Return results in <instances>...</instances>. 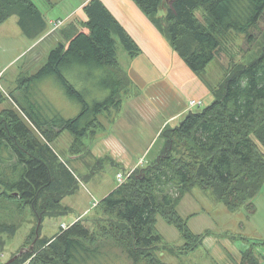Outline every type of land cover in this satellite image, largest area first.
Wrapping results in <instances>:
<instances>
[{
	"label": "trees",
	"instance_id": "16d2710c",
	"mask_svg": "<svg viewBox=\"0 0 264 264\" xmlns=\"http://www.w3.org/2000/svg\"><path fill=\"white\" fill-rule=\"evenodd\" d=\"M132 1L196 75L215 60L218 35L247 34L264 15V0ZM162 5L165 16L154 18ZM198 9L207 16L206 26L194 15ZM82 10L86 21L74 25L66 45L53 48L36 73L21 68L7 94L11 107L0 109V236L15 234L18 226L9 221H17L26 207L38 221L32 248L4 264H166L153 252L160 245L168 248L156 230L157 216L185 242L178 253L196 249L207 233L192 234L176 210L192 188L212 192L230 212L242 207L250 214L255 211L253 201L264 184V50L233 69L204 108L187 110L175 125L165 126L156 159L134 170L98 203L108 222L102 240L92 237L84 220L45 239L40 237L43 220L68 213L61 201L78 184L77 174L48 143L67 132L77 146L101 129V113L120 108L131 82L118 63L114 37L129 57L140 53L99 0H90ZM10 17L17 18L29 42L49 27L61 29H53L54 23L66 22L49 24L31 0H0V25ZM2 96L0 104L5 102ZM73 104L78 112L67 117L64 112L69 116ZM192 241L199 244L190 247ZM240 264L260 263L246 252Z\"/></svg>",
	"mask_w": 264,
	"mask_h": 264
},
{
	"label": "rangeland",
	"instance_id": "374dc122",
	"mask_svg": "<svg viewBox=\"0 0 264 264\" xmlns=\"http://www.w3.org/2000/svg\"><path fill=\"white\" fill-rule=\"evenodd\" d=\"M31 1L36 5L47 21H56L58 19H64V17L83 0ZM99 1L110 12L112 17L129 37L130 34L126 31L127 28L134 30L132 35L137 43L131 37L130 38L137 45L139 52L142 53L140 47L142 46L144 50L149 53L150 51L143 42L144 37L140 32L145 29L150 31H155V29L133 1ZM167 1L168 0H164L163 4L165 5ZM194 15L203 26H206L208 20L203 9L196 10ZM164 16L165 9L162 5L154 18H162ZM74 17H76V19H74ZM74 17L69 18L66 21L68 22L67 24L74 27V22L78 24V22L86 21L85 14L81 9L76 11ZM66 22L61 25V29L67 25ZM155 34L157 37L159 34L158 31ZM218 37L220 42L218 54L215 60L206 67L205 73L196 75L190 72V70H187L188 68L183 61L174 53L177 64V68L174 70L177 72H173L172 77H177V81L181 82L180 79L183 80V78H181L179 73L183 74L185 77V84H178L183 90H189L185 109L197 111L204 108V106L213 100L212 91L219 88L225 82L227 76L233 69L237 66L247 65L258 58L264 50V15L257 25L251 28L247 34L229 32L221 36L218 35ZM28 47L17 26L16 17L10 18L4 25L0 26V71L3 70L4 72V79L2 78L0 81V93L5 99V102L0 104V109L11 107V102L7 99V94L9 88L15 86L14 81L19 75L20 70H22L21 68H28L29 53L26 56L25 54L27 51L22 53L23 50H26ZM19 54L21 55L18 56ZM46 57L42 59L35 69L33 68L31 70V74L36 73L45 63ZM116 57L121 68L125 71L129 63V58L119 42H117ZM160 64H168V61L159 63L158 65ZM201 96H203L202 99H199ZM190 102H199L200 105L191 108ZM67 107L68 106L64 105V110ZM73 107L72 109L70 108L71 114L69 116L64 112L67 117H72L74 114H77L78 106L73 104ZM114 115L117 117V113H114ZM121 116L122 114L120 117ZM119 118H115V120L117 121ZM176 123L177 122L173 124L175 125ZM30 130L41 143H45L44 139L37 132L31 128ZM110 132L112 133V131ZM90 136L91 134L83 140V144L80 142L79 145L76 146L73 143L71 135L64 132L48 144L59 156V159L68 165L73 171V174L76 175L79 173L83 176L84 174L82 171L87 169L85 173L91 174V168L95 166L97 168V164L90 156ZM128 138L129 140H134L132 143V150H134V154L137 152L138 156L135 155V157L128 158L127 163H123L122 168L119 167L116 170L114 167L112 168L107 161V166L109 167H104L102 173H95L93 175L95 177L89 181H86L89 176H84V178H82L77 174V188L73 194L66 196L62 202L63 206L73 208V212H69L57 218H45L41 228L42 238H51L54 234L59 232V230L67 229L68 227H61L63 222L70 223V221L78 218L85 209L92 208V206L96 204L95 200L99 201L103 196L107 195L113 189L114 185L118 187L119 185L116 183L117 181H115L117 174L121 173V176L126 180L125 175L131 174L134 170L139 169V167L152 163L161 152L163 145L162 140L156 137L152 141L150 130L146 127L134 126V135ZM148 145L150 146L149 149L144 152ZM258 148L263 149L260 148V146ZM262 151L264 153V149ZM95 160L97 162L96 158ZM138 161L139 167H134L133 164ZM114 163L116 162L114 161ZM111 164L113 165V163ZM100 165L103 166L104 164L100 163ZM3 201L4 200L0 199V207L4 203ZM253 203L255 211L252 214L248 213L245 207L235 212H230L222 203L216 200L212 192H204L198 187L192 188L182 197L176 206V210L178 214L187 221L188 229L192 234L202 235L207 232L201 244L193 251L186 253L180 251V253H178V248L182 247L185 242L174 226L168 225L161 217L157 216L155 224L156 230L163 238L164 243L168 245V248H166L167 246L163 248V246L160 245L155 249L156 251L153 250L154 254L166 264H240L243 255L246 252H252L255 260L260 264H264V184ZM102 216L100 212H94V214H90L87 220H84L85 227L96 241L103 239L102 228L108 223L104 217L102 219ZM9 222L17 225L18 229L13 236H8L6 234L0 236V264H4L5 262L10 263L31 249L33 245L31 242L35 237L33 229L38 225V221L28 207L24 208L21 217L17 221L12 219ZM29 236L31 237V245H25L24 243ZM195 243H197V241H192L190 247H193ZM198 244L199 243H197V245ZM29 262L28 260L25 264H30ZM111 263L117 264L112 261Z\"/></svg>",
	"mask_w": 264,
	"mask_h": 264
},
{
	"label": "crops",
	"instance_id": "0c3cea01",
	"mask_svg": "<svg viewBox=\"0 0 264 264\" xmlns=\"http://www.w3.org/2000/svg\"><path fill=\"white\" fill-rule=\"evenodd\" d=\"M89 1L90 0L81 1V3H79L71 12H69L63 20L67 21L69 18L74 17L76 11H78L79 9L82 10L84 5ZM74 19H76V17H74ZM6 22H4L2 25H4ZM50 22L51 21H49L48 23L50 24ZM67 23L68 22H66V24ZM73 24L78 27L76 22H74ZM151 25L157 32V29L154 27V25L152 23ZM74 28L75 27L70 24L65 25V27H63L61 30L59 29L60 31L51 30L49 27L47 32L35 42H29L24 38L25 44L29 46L22 52L24 53L27 51L25 56L29 53L28 68L24 69L31 72V70L33 68L35 69L42 61V59L46 57V55H48V53L59 43L66 45V34L68 36H71L75 30ZM126 31L136 42L132 35L134 30L131 28H127ZM155 31L145 29L144 31L140 32V34L144 37L143 42L150 52L148 53L144 50V47L139 45L143 54L140 53L137 57L133 58L129 57L127 54L129 63L126 70L124 71L120 66V68L127 74V77L130 80L131 84L127 87L126 94L122 95L121 106L118 110L112 109L109 112L101 113L98 116V123L101 125V129L97 130L95 135L90 136L89 143L90 156L91 159L94 160L97 164V168L96 166L91 168V174L85 173L87 172V169L85 171H82L84 174L83 176L76 172L82 178H84V176H89L86 181L92 180L93 177H95L93 176L95 173H102V169L107 166V161L108 163H110L112 168L114 167V169L116 170L119 167L122 168V164L127 163L128 158L135 157V155L138 156V153L136 152V154H134V150H132V143L134 140H129L128 138L129 136L134 135V126H142L143 128L146 127L148 130H150L153 141L156 137L160 139L159 135L165 126H169L170 124V126H173V123L178 122L187 113L188 109H185V107L187 106V93L189 92V90L185 91L179 85L182 83L185 84V77L183 74L179 73L181 78H183V80L180 79L181 82L177 81V77H172L173 72H177L176 70H174L175 68H177L175 54L172 51L170 45L166 42V40L159 32L156 37ZM114 40L116 41L117 55L118 40L115 37ZM21 54H19L18 56H20ZM166 61H168V64L158 65L159 63ZM202 97L203 96H201V98L199 99H202ZM114 113H117V117H115ZM121 114L122 116L120 117ZM115 118L119 119L116 121ZM110 131H112V133ZM149 145L144 150V152L149 149ZM95 158L97 159V162ZM113 160L116 163H114ZM100 163H103L104 165L101 166ZM111 163H113V165ZM138 163L139 161L133 164L134 167L137 166L138 168ZM115 188L116 187L114 185L112 190H114ZM105 196H103L99 201L95 200V206L85 209L78 218L70 221V223L63 222L61 224V227H69L78 220H87L91 213L94 214V212H99L96 207ZM62 202L63 200L61 201V205ZM62 207H68V213L73 212V208L69 206L62 205ZM61 216L62 215H60V217ZM57 217L59 216L47 218Z\"/></svg>",
	"mask_w": 264,
	"mask_h": 264
},
{
	"label": "built area",
	"instance_id": "2783aa9c",
	"mask_svg": "<svg viewBox=\"0 0 264 264\" xmlns=\"http://www.w3.org/2000/svg\"><path fill=\"white\" fill-rule=\"evenodd\" d=\"M63 23H65V22H62V21H61V22H56V23H54V24H53V29H58V28H60L61 25H62ZM2 74H3V72H0V80H1V76H2ZM199 105H200L199 102H196V103H194V102H190V107H191V108H193V107H195V106H199ZM129 175H130V174L125 175V176H126V179L128 178ZM116 181H117V184H118V185H121V184H123V183L125 182V179L121 176V173L117 174Z\"/></svg>",
	"mask_w": 264,
	"mask_h": 264
},
{
	"label": "bare ground",
	"instance_id": "6f19581e",
	"mask_svg": "<svg viewBox=\"0 0 264 264\" xmlns=\"http://www.w3.org/2000/svg\"><path fill=\"white\" fill-rule=\"evenodd\" d=\"M3 92V91H2ZM4 94V93H3ZM134 168V167H133ZM123 173V172H122ZM126 174V173H125ZM117 176V175H116ZM116 178V177H115ZM116 181V180H115ZM117 183V182H116ZM120 186V185H119ZM95 206V205H94ZM21 254V253H20ZM17 258V257H16Z\"/></svg>",
	"mask_w": 264,
	"mask_h": 264
},
{
	"label": "water",
	"instance_id": "95a60500",
	"mask_svg": "<svg viewBox=\"0 0 264 264\" xmlns=\"http://www.w3.org/2000/svg\"><path fill=\"white\" fill-rule=\"evenodd\" d=\"M31 248H32V246H31Z\"/></svg>",
	"mask_w": 264,
	"mask_h": 264
}]
</instances>
